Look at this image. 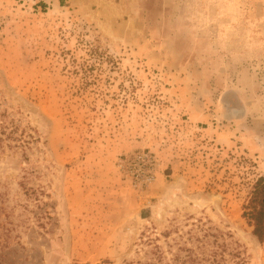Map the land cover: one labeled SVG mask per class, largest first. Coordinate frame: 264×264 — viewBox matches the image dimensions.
I'll use <instances>...</instances> for the list:
<instances>
[{
  "label": "rangeland",
  "instance_id": "rangeland-1",
  "mask_svg": "<svg viewBox=\"0 0 264 264\" xmlns=\"http://www.w3.org/2000/svg\"><path fill=\"white\" fill-rule=\"evenodd\" d=\"M206 6L0 0L6 262L264 264V0Z\"/></svg>",
  "mask_w": 264,
  "mask_h": 264
},
{
  "label": "trees",
  "instance_id": "trees-1",
  "mask_svg": "<svg viewBox=\"0 0 264 264\" xmlns=\"http://www.w3.org/2000/svg\"><path fill=\"white\" fill-rule=\"evenodd\" d=\"M1 117H4V115ZM1 128L2 126H0V130ZM0 133L2 134L1 131ZM3 142L4 139L0 136V154L5 149ZM245 209L246 211L244 215L254 228V235L260 242H264V178H260L256 181L250 201ZM0 245L4 247V244L1 243V241ZM8 258V253H0V264H9V261L6 262Z\"/></svg>",
  "mask_w": 264,
  "mask_h": 264
},
{
  "label": "clouds",
  "instance_id": "clouds-1",
  "mask_svg": "<svg viewBox=\"0 0 264 264\" xmlns=\"http://www.w3.org/2000/svg\"><path fill=\"white\" fill-rule=\"evenodd\" d=\"M213 9L215 15H212ZM205 22L208 24L224 19L235 22V18L240 14L239 0H207L205 8Z\"/></svg>",
  "mask_w": 264,
  "mask_h": 264
}]
</instances>
